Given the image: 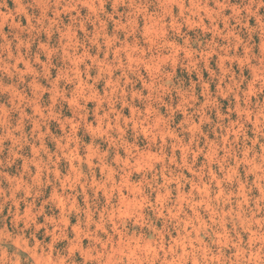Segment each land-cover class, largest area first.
<instances>
[{
	"label": "rangeland",
	"instance_id": "374dc122",
	"mask_svg": "<svg viewBox=\"0 0 264 264\" xmlns=\"http://www.w3.org/2000/svg\"><path fill=\"white\" fill-rule=\"evenodd\" d=\"M0 262L264 264V0H0Z\"/></svg>",
	"mask_w": 264,
	"mask_h": 264
},
{
	"label": "clouds",
	"instance_id": "9594fccd",
	"mask_svg": "<svg viewBox=\"0 0 264 264\" xmlns=\"http://www.w3.org/2000/svg\"><path fill=\"white\" fill-rule=\"evenodd\" d=\"M242 14V13H241ZM0 264H2V262H0Z\"/></svg>",
	"mask_w": 264,
	"mask_h": 264
}]
</instances>
